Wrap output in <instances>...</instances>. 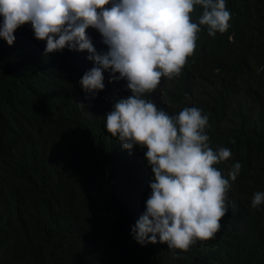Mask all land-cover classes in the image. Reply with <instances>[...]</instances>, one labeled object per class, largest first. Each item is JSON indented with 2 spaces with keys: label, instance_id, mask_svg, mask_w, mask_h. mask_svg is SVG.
Wrapping results in <instances>:
<instances>
[{
  "label": "trees",
  "instance_id": "1",
  "mask_svg": "<svg viewBox=\"0 0 264 264\" xmlns=\"http://www.w3.org/2000/svg\"><path fill=\"white\" fill-rule=\"evenodd\" d=\"M226 3L230 28L212 37L201 26L170 87L176 110L162 108L201 109L210 146L232 153L218 170L228 177L242 165L220 231L188 252L133 239L154 174L143 149H123L107 132L110 92L85 93V62L43 56L46 41L28 24L12 46L0 37V264H264V204L251 207L264 192V0Z\"/></svg>",
  "mask_w": 264,
  "mask_h": 264
},
{
  "label": "clouds",
  "instance_id": "2",
  "mask_svg": "<svg viewBox=\"0 0 264 264\" xmlns=\"http://www.w3.org/2000/svg\"><path fill=\"white\" fill-rule=\"evenodd\" d=\"M197 6L198 23L192 20ZM0 16V37L9 46L28 24L46 41L43 56L54 53L61 66L69 54L85 62L80 84L90 98L109 90L101 115L107 132L123 149H143L154 174L133 239L141 246L165 244L173 253L214 239L242 165L234 163L228 177L218 170L232 153L210 146L201 109L170 115L162 108L176 110L168 107L170 87L195 54L201 26L212 37L230 28L226 0H0ZM261 204L264 192L258 191L251 207Z\"/></svg>",
  "mask_w": 264,
  "mask_h": 264
}]
</instances>
